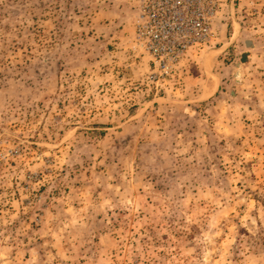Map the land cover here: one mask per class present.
<instances>
[{
  "label": "rangeland",
  "instance_id": "374dc122",
  "mask_svg": "<svg viewBox=\"0 0 264 264\" xmlns=\"http://www.w3.org/2000/svg\"><path fill=\"white\" fill-rule=\"evenodd\" d=\"M143 0H0V264H264V0L153 80Z\"/></svg>",
  "mask_w": 264,
  "mask_h": 264
},
{
  "label": "built area",
  "instance_id": "2783aa9c",
  "mask_svg": "<svg viewBox=\"0 0 264 264\" xmlns=\"http://www.w3.org/2000/svg\"><path fill=\"white\" fill-rule=\"evenodd\" d=\"M218 0H143L137 40L150 55L151 78L169 77L189 49L212 36Z\"/></svg>",
  "mask_w": 264,
  "mask_h": 264
}]
</instances>
